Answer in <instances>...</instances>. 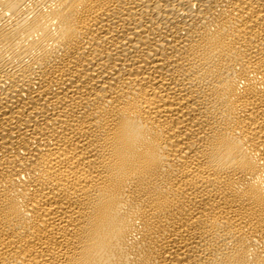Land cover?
Instances as JSON below:
<instances>
[{
    "label": "bare ground",
    "instance_id": "1",
    "mask_svg": "<svg viewBox=\"0 0 264 264\" xmlns=\"http://www.w3.org/2000/svg\"><path fill=\"white\" fill-rule=\"evenodd\" d=\"M0 264H264V0H0Z\"/></svg>",
    "mask_w": 264,
    "mask_h": 264
}]
</instances>
